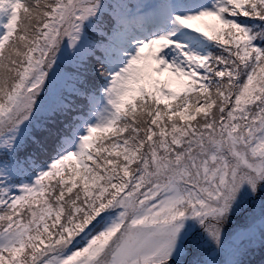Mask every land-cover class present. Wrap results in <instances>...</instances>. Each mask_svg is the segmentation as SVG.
I'll list each match as a JSON object with an SVG mask.
<instances>
[{
	"label": "snow or ice",
	"instance_id": "6c2138e0",
	"mask_svg": "<svg viewBox=\"0 0 264 264\" xmlns=\"http://www.w3.org/2000/svg\"><path fill=\"white\" fill-rule=\"evenodd\" d=\"M0 264H264V0H0Z\"/></svg>",
	"mask_w": 264,
	"mask_h": 264
}]
</instances>
